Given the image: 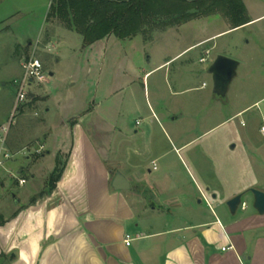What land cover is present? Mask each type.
I'll use <instances>...</instances> for the list:
<instances>
[{
	"label": "crops",
	"instance_id": "crops-1",
	"mask_svg": "<svg viewBox=\"0 0 264 264\" xmlns=\"http://www.w3.org/2000/svg\"><path fill=\"white\" fill-rule=\"evenodd\" d=\"M248 1L242 0L249 18L244 26L264 19V0ZM211 38L142 69L144 97L152 73ZM124 78V72L115 76ZM113 82L92 111L71 108L58 115L67 140L52 153L46 149L43 154L41 146L38 162L53 159L47 174L26 169L33 171L34 191L15 194L1 181L10 172L17 186L27 183L24 169L11 157L0 168V264H264V214L246 213L247 207L231 214L225 207L229 199L221 200L209 183L196 181L193 172L205 167L186 150L192 141L176 137L175 143L156 134L163 123L150 106L144 119L128 124L124 115L139 108L136 81ZM31 94V102L39 97ZM57 160L63 171L55 189L41 190L40 178L50 176ZM116 175L128 182L127 190L113 189Z\"/></svg>",
	"mask_w": 264,
	"mask_h": 264
},
{
	"label": "rangeland",
	"instance_id": "rangeland-1",
	"mask_svg": "<svg viewBox=\"0 0 264 264\" xmlns=\"http://www.w3.org/2000/svg\"><path fill=\"white\" fill-rule=\"evenodd\" d=\"M51 3L0 0V123L7 128L3 147L24 169L22 177L27 181L19 187L8 172L1 179L4 185L15 188V194L34 191L33 171L26 169H41L45 175L53 166L52 157L38 162L40 147L44 146L43 154L46 149L52 153L67 140L57 125L58 115L71 108L75 113L92 111L104 101L113 80L116 86L136 81L139 108L124 115L126 122L134 125L144 119L150 106L163 123L162 130L156 127V134L162 132L175 143L176 137L182 143L192 141L186 150L195 153L205 167L193 172L194 179L201 185L209 183L221 200L244 194L246 213L255 212L253 196L247 191L264 192V138L258 132L264 124V19L230 30V23L220 15L181 25L172 18L156 17L132 39L111 36L85 50L80 35L47 21ZM208 38L152 73L145 80L149 95L144 97L142 69H152ZM32 54L42 64L45 82L32 84L30 90L39 97L13 113L15 82L22 77L23 59ZM219 55L239 63L224 98L213 93L208 73ZM202 57L205 62H199ZM122 72L126 78L115 79ZM48 181L49 177L40 178L41 190L49 188Z\"/></svg>",
	"mask_w": 264,
	"mask_h": 264
},
{
	"label": "trees",
	"instance_id": "trees-1",
	"mask_svg": "<svg viewBox=\"0 0 264 264\" xmlns=\"http://www.w3.org/2000/svg\"><path fill=\"white\" fill-rule=\"evenodd\" d=\"M214 15L226 19L231 30L249 23L242 0H52L47 21L80 35L86 48L108 36L132 39L156 17L172 18L181 25ZM62 171L63 164L57 160L49 190L55 189Z\"/></svg>",
	"mask_w": 264,
	"mask_h": 264
},
{
	"label": "water",
	"instance_id": "water-1",
	"mask_svg": "<svg viewBox=\"0 0 264 264\" xmlns=\"http://www.w3.org/2000/svg\"><path fill=\"white\" fill-rule=\"evenodd\" d=\"M239 63L233 59H230L226 56L219 55L213 61L211 66L208 69V73L212 75L213 79V93L221 98H224L228 87L236 75V70ZM29 97H33L32 94H29ZM114 190L124 191L129 188L128 182L120 175H116L112 184ZM247 192H250L253 196V208L260 215L264 214V192L250 189ZM244 194H238L227 202V207L231 214H235L237 211Z\"/></svg>",
	"mask_w": 264,
	"mask_h": 264
},
{
	"label": "built area",
	"instance_id": "built-area-1",
	"mask_svg": "<svg viewBox=\"0 0 264 264\" xmlns=\"http://www.w3.org/2000/svg\"><path fill=\"white\" fill-rule=\"evenodd\" d=\"M206 56H208V52L206 53ZM205 60H206L205 58H202L200 62H205ZM21 67L23 70L22 77L19 81L15 82L17 83V91L12 107L13 113L20 112L22 107L25 106V104L30 100L29 94L32 93V91L30 90L32 84L34 83L41 84L45 82L42 64L40 60L35 57L34 54L29 56L28 58L23 59ZM6 132H7V128L2 126L0 128V168L3 167L4 161L8 160L11 157L3 147L6 140L5 138ZM258 132L260 134V137L264 138V124L260 126ZM40 149L42 151L43 147H41ZM1 158H3L4 161H2ZM153 165L155 169V164L153 163ZM18 183L20 185H23L25 183V180L20 179ZM246 207L247 204L241 201L238 208L244 210ZM130 241H131L130 237L126 236L124 240L125 245L129 246ZM222 250L224 251L225 249Z\"/></svg>",
	"mask_w": 264,
	"mask_h": 264
}]
</instances>
